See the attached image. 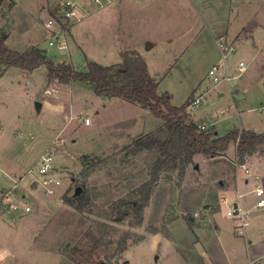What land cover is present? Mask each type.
<instances>
[{"label":"rangeland","instance_id":"374dc122","mask_svg":"<svg viewBox=\"0 0 264 264\" xmlns=\"http://www.w3.org/2000/svg\"><path fill=\"white\" fill-rule=\"evenodd\" d=\"M59 1L3 0L0 32L5 34V45L19 52L38 48L53 62H69L78 71L87 69V61L109 65L121 62L124 51L138 53L158 80L157 92L168 93L176 106L187 100V112L196 124H205L204 130L213 128L218 135L241 129L264 131V52L252 57L254 41L264 39V0H113L101 7L93 3L97 9L92 12L76 2L80 17L68 28L66 50L44 25ZM224 31L229 37L237 32L240 36L235 44L228 43L235 48L223 57L218 35ZM239 61L245 64L242 72ZM214 63L224 75L239 74L236 82L222 79L208 85L207 71ZM195 96H200V104L191 105ZM84 116L90 120L87 125ZM161 123L136 103L96 95L85 82L48 79L45 63L31 71L7 68L0 76V185L17 182L13 201L30 205L26 213L16 211L13 223L20 230L0 227V239L19 254L17 264H92L105 259V251L114 250L126 229L132 234L129 241L144 238L131 243L111 264H191L212 233L221 234L226 247L239 253L241 247L231 239L240 212L226 214L228 205L220 200L226 192H221L219 182L228 175L236 177L244 208L253 205L255 175L264 185V144L244 166L235 159L233 139L224 157L195 154L182 177L176 172L170 178L160 177L139 225L129 226L132 214L123 218L111 214L108 204L129 197L131 189L148 178L153 159L149 151H142L120 163L121 154L133 139L155 131ZM48 149L53 174L60 179L53 194L44 192L37 171L39 156ZM112 154L115 162L83 175V160ZM32 181L36 186L30 187ZM81 184L96 194L92 212L76 211L61 200ZM22 193L24 198H19ZM226 195L234 200L231 196L237 197V192ZM245 212L250 220L253 214ZM104 230H108L104 238L114 243L85 254L93 240L89 234Z\"/></svg>","mask_w":264,"mask_h":264},{"label":"trees","instance_id":"16d2710c","mask_svg":"<svg viewBox=\"0 0 264 264\" xmlns=\"http://www.w3.org/2000/svg\"><path fill=\"white\" fill-rule=\"evenodd\" d=\"M2 1L0 0V6ZM4 38L5 34L0 32V76L12 66L31 71L45 63L48 79L63 83L71 80L85 82L96 95L119 97L130 103H136L162 120L155 131L133 139L131 145L120 156L119 162L122 163L129 156L137 155L142 151H149L153 155L148 166V178L132 188L129 197L117 198L108 204L113 211L111 214L115 217L117 215L123 218L132 214V219L128 222L130 227L141 223L143 208L160 177L170 178L174 172L178 177H182L186 167L193 163L195 154H203L205 157L223 156L229 140L233 139L236 146V161L244 164L246 159L257 150V146L264 144V131L241 129L239 132L218 135L213 128L200 130L186 110L187 100L184 105L176 106L171 103V96L168 93L157 92L158 80L149 74L145 60L138 53L124 51L121 62L109 65L87 61V69L78 71L69 62H53L46 55L43 56L38 48L31 47L24 52L12 50L5 45ZM113 155H102L89 161L83 160L85 171L83 175L106 168L110 165V160L115 162ZM76 188L79 189H75L73 195L64 194L61 200L73 206L76 211L92 212L95 192L84 184ZM131 195L134 197L130 198ZM103 234L108 235V230L100 231L98 235L89 234L93 240L91 246L84 250L85 254L94 253L99 245L107 247L114 243V240L104 238ZM131 237V231L124 230L116 239L114 250L105 251V259L94 261L92 264H111L112 259L121 254L131 243L135 244L144 238L133 237L129 241Z\"/></svg>","mask_w":264,"mask_h":264},{"label":"crops","instance_id":"0c3cea01","mask_svg":"<svg viewBox=\"0 0 264 264\" xmlns=\"http://www.w3.org/2000/svg\"><path fill=\"white\" fill-rule=\"evenodd\" d=\"M74 1L79 4V7L81 9H84V10L87 9V12H92V11L97 9V7L94 6L95 3L92 0L87 1V4L85 3V0H74ZM142 1H153V0H142ZM139 2H141V1H139ZM81 3L84 4L85 7L82 6ZM106 5L107 4H105V6ZM99 7H101V6H99ZM255 25L256 24H254V26H252L249 30L251 32V34H252V31L253 32L255 31ZM257 26H258V24H257ZM258 28H259V26H258ZM258 28L256 29V31H258ZM221 36L224 37L225 40H227V43L232 42L233 44H235L234 40H236L240 36V34L237 32L235 35H232L229 37V33H227V31H224V33L222 32L221 34L218 35V37H221ZM215 38H216V36H215ZM262 40H264V39H262L261 37L260 38L257 37V40H255L254 41L255 43H253L254 47H255V50L252 53L253 59H255L260 53L264 52V50L261 49L262 45H264V41H262ZM207 82H208V85L212 86V84L209 82V78H208ZM231 84H233V83H231ZM85 125H87V124H85ZM212 158H214V157H212ZM241 165L244 166L243 164H241ZM9 171L10 172H8V173L12 174V172H11L12 170H9ZM228 176L229 177L227 178V180L225 182L222 180H220V182H219V187H221V190H222L221 192L230 193L232 191L233 192L236 191L237 197H236V195L235 196L232 195L231 197L235 198V199L231 200L230 197H228L225 193V194H222L220 196V200L223 197H227L230 200L231 205L236 203L237 212L235 214H238V212H240L239 217H241V215L244 217L243 218L244 225L241 228V232L236 233V232H234V229H232V231L234 233V234H232L233 238L231 239L233 241L232 244L233 245H239V247H241L239 250V253L237 252L238 250L236 248L234 250V248H231L228 245L226 247V245H225V243L221 237L222 236L221 234L212 233V236L211 235L209 236V240L205 241L206 245H205L204 251H202L201 254L193 255V260H191V264H264V206H256V202H255L253 205H251L250 207L245 209L244 208L245 205L243 204L244 201L240 200V198L244 195V193L238 192L239 191L238 179L235 177L232 180V179H230V175H228ZM255 179H257V183L254 186L260 185V186L264 187V185H262L260 182V177L255 175ZM244 181H245V183H247L248 179L244 177ZM32 182H31V184H32ZM31 184H30V187H31ZM34 186H36V182H35ZM34 186H32V187H34ZM253 190H254V188H252L251 192L254 194ZM231 194H233V193H231ZM20 195L24 196L23 193ZM254 196H255V194H254ZM221 202H222V200H221ZM226 205H228V207H229L230 203H228ZM216 206L218 207V202L216 203ZM216 206L214 209H211V211L215 210ZM245 210H249V212L253 214L252 217L250 216L251 217L250 220L247 219L248 215L246 214ZM205 211H208L207 207L205 208ZM208 212H210V211H208ZM3 213H6V215L0 217V227L2 226V228H10L12 230H17V229L20 230V227H18V225H15L16 223H13L15 217L18 214H16V212H8V211L0 210V215ZM21 213H26V212L21 211ZM239 222L240 221L234 222V224H233L234 227ZM215 228H218V225H215ZM25 242H26V246L28 247V245L30 243L28 244V240ZM17 263H19L18 252L15 251L10 244H7L6 242H3L0 239V264H17ZM115 264H117V263H115Z\"/></svg>","mask_w":264,"mask_h":264},{"label":"built area","instance_id":"2783aa9c","mask_svg":"<svg viewBox=\"0 0 264 264\" xmlns=\"http://www.w3.org/2000/svg\"><path fill=\"white\" fill-rule=\"evenodd\" d=\"M95 4L99 6H103L105 4L110 3L112 0H92ZM134 2H139L142 0H132ZM78 10L76 6V2L74 0H60L58 5L53 9L52 14L45 21L44 25L51 31L53 35L56 36L59 47L62 50H66L67 40L66 33L68 28L72 23L79 20ZM218 45L221 48L222 56L224 57L225 53L228 50H232L235 48L233 44H228L225 42L223 37H220L218 41ZM238 68L240 72L245 69V64L242 61L238 62ZM207 76L209 78V82L212 85H215L222 79H225L229 83H234L238 78V75H224L222 73V69L218 63H214L210 66L207 71ZM200 96L193 98L190 102L191 105L200 104ZM84 124H88L90 122L87 116L83 117ZM200 130L205 129V124L201 121L196 124ZM52 155L51 151L45 150L38 159V174L40 176V184L44 188V192L47 194H53L55 187L60 184V179L53 174V166H52ZM246 173L249 172L247 168L244 169ZM30 172V170H29ZM9 177V176H8ZM36 182V181H35ZM37 183V182H36ZM17 186V182H14L12 186L0 185V210L8 211V212H16L21 210L23 212L30 211V205L27 201H21L19 203L14 202L13 200L17 198L15 196L17 193L13 191V189ZM255 196L257 197L256 206H264V187L255 186L253 190ZM16 193V194H15ZM15 198H14V197ZM19 198H24V196H19ZM222 202L224 204L230 203V206L226 210V214L231 216L235 214V208L231 205L230 200L227 197H223ZM240 222L235 226L234 230L236 233L241 232V228L244 225L243 216L241 215Z\"/></svg>","mask_w":264,"mask_h":264},{"label":"water","instance_id":"95a60500","mask_svg":"<svg viewBox=\"0 0 264 264\" xmlns=\"http://www.w3.org/2000/svg\"><path fill=\"white\" fill-rule=\"evenodd\" d=\"M148 47H149V45L147 46V48H148ZM41 54H42L43 56L46 55L44 52H41ZM195 167H197V165H195ZM34 185H35V181L32 182L31 187L34 186ZM76 189H79V188H76ZM76 192H77V191H76ZM233 206H234V208H235V211H234V212L236 213V212H237V209H236V203H234ZM190 218H192V217L190 216ZM125 262H126V261H125Z\"/></svg>","mask_w":264,"mask_h":264}]
</instances>
